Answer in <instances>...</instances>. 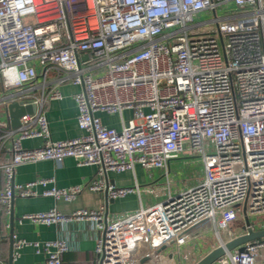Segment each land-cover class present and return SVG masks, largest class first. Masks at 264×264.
Listing matches in <instances>:
<instances>
[{
  "label": "built area",
  "instance_id": "1",
  "mask_svg": "<svg viewBox=\"0 0 264 264\" xmlns=\"http://www.w3.org/2000/svg\"><path fill=\"white\" fill-rule=\"evenodd\" d=\"M203 14L208 19L197 20ZM64 85L81 87L73 95L81 135L54 141L46 108L63 99ZM13 103L34 106L15 129ZM124 111L132 112L127 122ZM98 113L121 115V129ZM34 139L42 144L24 147ZM188 154L201 160L203 178L174 192L170 163ZM66 158L96 166V176L67 188L55 178L14 181L18 166ZM137 165L166 179L168 193L153 205L115 218L104 208L70 215L52 208L19 222L92 223L100 264H158L167 251L180 256L203 230L220 244L264 230L257 220L264 215V0H0V237L16 196L73 202L88 188L107 189L113 200L135 193L142 202L138 184L105 183L108 172ZM26 247L48 264H61L73 248L62 239L16 238L12 260ZM244 247L214 264H257L264 237Z\"/></svg>",
  "mask_w": 264,
  "mask_h": 264
},
{
  "label": "crops",
  "instance_id": "2",
  "mask_svg": "<svg viewBox=\"0 0 264 264\" xmlns=\"http://www.w3.org/2000/svg\"><path fill=\"white\" fill-rule=\"evenodd\" d=\"M63 99L60 101H51L47 104V116L50 123L51 136L54 141H63L73 139L81 135V131L77 123L78 108L73 95L81 91L80 86L64 85L61 87ZM97 116L101 122L111 128L121 129L122 117L119 114L108 115L105 113H98ZM132 117V112L124 111L123 118L127 122ZM112 119V121H110ZM24 147L34 148L42 144L40 139L24 141ZM178 160V159H177ZM173 160L170 163L174 164ZM98 168L96 166H78L74 159L66 158L60 164L48 160L40 161L32 164H24L16 167L14 181L18 184H26L40 178H55L56 186L59 188H67L75 185L87 184L97 174ZM150 172L141 166L137 165L134 171H126L123 173L108 172L105 179L106 185L115 186L117 188L133 187L138 184L141 187L142 202L138 194L132 193L123 198L112 199L109 197L108 190L103 192H92L85 188L79 197L73 202L56 201L51 197H30L21 198L16 196L14 198V223L11 224L10 216L8 219H3L4 225L10 224L9 228L2 225L0 237V257L10 264V232L13 231L15 238L26 240L28 242H47L55 240H65L73 248L62 256L61 264H100L96 254L97 232L95 227L90 222H71L64 225H43L31 221L19 222L21 216L25 214H37L46 212L52 208H57L65 215H70L76 210L88 209L99 210L104 208L105 214L109 218H115L120 215L129 214L139 210L141 207H148L157 202H145L144 196L150 195L156 201L163 199L168 189L166 185H160L156 189L152 184H146L148 180L147 174ZM152 175L160 176V171L150 172ZM171 174V173H170ZM203 178V165L200 171L199 179L193 184L195 185ZM149 181H152L149 179ZM159 181V179L157 180ZM190 185L188 187H191ZM185 187V188H188ZM185 188H178L182 190ZM173 189V187H172ZM41 192L42 187H37ZM159 190V194H157ZM105 191L107 194L105 195ZM225 240L229 234L223 232ZM220 242L216 238L213 231L203 230L201 236L195 239L192 243L181 248L180 256L166 252V257L158 264H195L211 250L219 246ZM264 261V260H263ZM263 261L257 264H262ZM12 264H48L47 258L44 254H37L32 247H26L21 250L20 256L17 260H13Z\"/></svg>",
  "mask_w": 264,
  "mask_h": 264
},
{
  "label": "water",
  "instance_id": "3",
  "mask_svg": "<svg viewBox=\"0 0 264 264\" xmlns=\"http://www.w3.org/2000/svg\"><path fill=\"white\" fill-rule=\"evenodd\" d=\"M34 111V106H27L23 107L17 103L10 104L8 106V112L10 117V123L12 128H17L19 126V119L22 115L25 113H32ZM107 194V191H105V195ZM14 198L12 199V209H11V215H10V222L11 224L14 223ZM237 215L240 217V211L237 209ZM240 228H244L243 222L240 220L239 222ZM13 231L10 232V264H12V255L14 250V239H13ZM264 237V230L258 231V232H252L250 231L246 235H238L237 237L233 238L232 240H229L227 242H224L211 250L208 254H206L203 258H201L198 262L195 264H214L218 259L225 256L227 253L235 250L238 248L240 251H244L245 247L244 245L250 242H253L255 240L261 239Z\"/></svg>",
  "mask_w": 264,
  "mask_h": 264
},
{
  "label": "rangeland",
  "instance_id": "4",
  "mask_svg": "<svg viewBox=\"0 0 264 264\" xmlns=\"http://www.w3.org/2000/svg\"><path fill=\"white\" fill-rule=\"evenodd\" d=\"M206 19H208V15L203 14L197 20H206ZM110 121H112V119H110ZM201 169H202L201 160L198 157H196V155H191V154L184 155V156H181L178 160L174 161V164L171 166V174H170V178L173 183L172 190L175 192V191H178L177 189L180 187L185 188L190 185H193L199 179ZM150 172L149 173L147 172L148 180L146 184H152L154 182H157L155 184L156 186H153L155 189L156 187L158 189L159 188L158 186L160 185L162 186H164V184L166 185L165 178H160V176H158L157 174L154 176L150 174ZM149 179L152 181H149ZM158 179L159 181H157ZM158 194H159V190L157 194H155L154 196H157ZM144 201L145 202H156L155 198L151 197L150 195H145ZM257 220L263 221L264 215H259L257 217ZM152 236L155 239L157 238L155 229H152ZM263 260H264V249L261 250V256L258 257L257 261L261 262Z\"/></svg>",
  "mask_w": 264,
  "mask_h": 264
}]
</instances>
